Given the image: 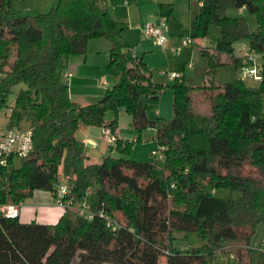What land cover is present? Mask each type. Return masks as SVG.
Instances as JSON below:
<instances>
[{
	"label": "trees",
	"instance_id": "trees-1",
	"mask_svg": "<svg viewBox=\"0 0 264 264\" xmlns=\"http://www.w3.org/2000/svg\"><path fill=\"white\" fill-rule=\"evenodd\" d=\"M11 1L0 0V110L12 89L24 85L6 125L31 128L33 149L0 169V202L24 203L35 190L56 197L57 186L65 184L63 201L87 199L93 217L69 207L54 224L0 214V264H160L162 257L164 264H213L219 251L228 264H264V250L251 245L264 221V0H198L191 33L195 40L209 37L211 27L220 30L209 37L213 52H202L209 74L229 63L240 73L256 66L260 79L211 78L196 85L179 76L169 85L172 117L152 119L147 109L165 85L152 80L122 41L123 26L107 0H53L50 11L28 15L12 11ZM228 8L255 15L256 26L249 28L244 16H228ZM158 10L167 20L173 16L170 3H158ZM92 38L111 42L107 71L115 83L96 102L83 104L69 96L65 72L70 57L83 54ZM237 41L251 56L245 63L233 54ZM120 108L138 134L155 129L162 159L129 158L140 135L121 140L115 117L105 118ZM80 124L109 128L116 137L109 147L119 155L92 161L76 137ZM218 188L239 195L221 198ZM104 216L117 223L115 230ZM191 232L201 245H174L175 234Z\"/></svg>",
	"mask_w": 264,
	"mask_h": 264
},
{
	"label": "crops",
	"instance_id": "crops-1",
	"mask_svg": "<svg viewBox=\"0 0 264 264\" xmlns=\"http://www.w3.org/2000/svg\"><path fill=\"white\" fill-rule=\"evenodd\" d=\"M109 1L115 7L113 8L115 9L114 14H111L113 18L120 20V17L123 15L126 17L128 16V19L136 18L135 23L132 24L126 32V42L130 45L133 54L140 57L144 61L147 68L151 72L153 81L161 83L167 87L174 81L169 77V73L177 72L179 73V76H181V78L186 82L190 84H194V82H196L192 78L191 72H189L188 70L193 69L194 64L192 60H195L194 57L196 55L199 56L201 61L205 62V58L201 56L203 55L202 52H213L209 37L202 39L198 38L200 41L196 39L193 40L192 44L184 46L182 44V41L187 37H183L184 32L181 22L177 20V23L172 24L170 20H168L166 45L164 47L159 46L153 38L143 37L140 33L139 27L146 22H158L160 17L158 2L161 1L135 0L134 8H131L132 10L130 9L129 11H127L126 8V6L129 5L128 1L107 0V5ZM240 12L244 11L240 10ZM241 46L239 47L240 50L246 48L244 42H241ZM72 61L73 60L70 57L68 62ZM72 63L74 65H71L74 66L75 69H73L68 63L65 75H69L66 76L69 84V96L71 97V99L77 102L83 104L94 103L101 98L104 88L111 87L115 83V78L113 76L111 82L105 79H103L101 82H99V80L92 81L90 79H87L86 77H80V71H77L78 63ZM205 64L207 65L206 62ZM206 70L207 69H205V72ZM165 73H167L168 75ZM103 82H105V84H103ZM161 107L162 99L160 105L156 103L155 105H151L147 109L148 116L151 119L160 116L162 111ZM8 112L9 109L7 111H4L3 113L0 112V116L2 118L1 120L4 123L7 122L9 115ZM116 116L118 118L115 129V135L117 136V138L121 140L135 141L139 134H137V131L131 125V116L123 108L118 109L116 114L113 117L109 118L113 119L114 117L116 118ZM145 132L152 133L150 140L142 139L139 142H135L130 151V154L128 155L129 158L136 161H151L153 159L152 151L157 146L155 138L156 132L154 128L144 129L143 133ZM76 137L78 140L84 143L85 154L92 161H101V159L106 155H119L118 153L105 154V150L103 149L104 146L102 144L104 141L102 127L80 124L76 131ZM86 143H89V145H86ZM28 200L31 201V203H28ZM85 202L89 203L87 199H85ZM64 211L65 208H63L56 202L55 197H53L50 192L35 190L33 192V196L23 203L20 220L24 223L35 220L39 223L54 224L60 219Z\"/></svg>",
	"mask_w": 264,
	"mask_h": 264
},
{
	"label": "rangeland",
	"instance_id": "rangeland-1",
	"mask_svg": "<svg viewBox=\"0 0 264 264\" xmlns=\"http://www.w3.org/2000/svg\"><path fill=\"white\" fill-rule=\"evenodd\" d=\"M159 1L161 2L158 3L169 2L172 5L173 16L170 17L169 19L170 22L173 24V23H177V20L180 21L184 32L183 37H191L192 22L196 12L198 11L199 1L198 0H159ZM52 5H53V0H12L10 4V9L19 15H28L37 12L46 13L50 11ZM134 6H135V0H131L129 2V5L126 6L127 11H129L131 8H134ZM108 8L110 10V13L113 15L115 10L113 8L115 7L110 3V1L108 2ZM226 14L228 16H244L249 28H254L256 26L255 15L251 13H248L246 11L240 12V10L235 8H228L226 10ZM135 19L136 18L128 19V16L126 17L124 15L120 17L121 25L123 26L122 41L126 42V36H125L126 32L128 28H130L131 25L135 23ZM167 25H168V20H167ZM219 35H220V30L217 27H211L209 37L215 38ZM111 45H112L111 42L105 38L89 39L86 44L85 52L83 54L74 55L71 57L73 60L72 62L78 63L77 71H80L79 76L86 77L87 79H90L92 81L99 80V82H101L103 79H105L111 82L112 75L109 74L107 71V65L109 63V58H110L109 53H110ZM240 46H241V41L234 42L233 44L234 55L240 54V52H242V49L241 50L239 49ZM201 56L205 58L206 60L205 62L207 63L206 57L203 55ZM194 58L195 60H192L194 67L193 69H190L188 71L191 72L192 78L196 81L194 82V84L196 85L203 84L204 82H207V80L211 78L214 79V81L216 82L224 83L227 81L234 80L238 77H242V74L236 69H234V67H231L229 63L225 65L215 66L212 69V72L209 74L207 70L205 72V69H207V65L205 64V62L201 61L198 55H196ZM222 59L225 62H230L232 60L230 56H226V55H223ZM72 62H68L69 65L71 64L74 65ZM72 65L71 67L75 69L74 66ZM21 87H24V85H17L12 89V92L8 97L6 106L1 108L0 110L1 113L9 109V106L14 102L16 92ZM161 92L162 93L160 94L159 99L157 101V104L160 105L162 99V107H161L162 111L160 117L171 118L173 113L172 88L170 86L167 87L165 86ZM141 100H144V98H141ZM114 115L115 114L112 111H108L105 114V118L111 120L112 118L110 119L109 117H113ZM115 119L117 124V119H118L117 116ZM143 132L144 130H142L139 133V135L141 136L140 140L142 139L150 140L152 133L150 132L143 133ZM102 144L104 146L103 149L105 150V154L117 153L114 148L113 149L110 148L109 145H107L104 141ZM201 184L204 185L206 188L210 187L207 180H202ZM215 193L217 196L221 198H229V197L235 198L236 196L239 195L238 192H230L228 189L225 188H218L217 190H215ZM28 203H31V201L28 200ZM72 210L77 212L75 209ZM116 216L118 219H123L121 213H117ZM175 235L177 239L175 240L174 245L178 248H184L188 246H199L203 243V240L194 232L187 234H175ZM251 245L256 249L264 250V221H261L257 225L254 233L252 234ZM72 264H76V260H74ZM160 264H164L163 257L160 260ZM213 264H228V260L225 253L219 251L216 254V258Z\"/></svg>",
	"mask_w": 264,
	"mask_h": 264
},
{
	"label": "built area",
	"instance_id": "built-area-1",
	"mask_svg": "<svg viewBox=\"0 0 264 264\" xmlns=\"http://www.w3.org/2000/svg\"><path fill=\"white\" fill-rule=\"evenodd\" d=\"M140 33L143 37L153 38L159 46L164 47L167 42V18L160 16L158 22H146L139 27ZM193 39L191 37L184 38L182 44L190 45ZM240 56L243 58V63L250 59V54L246 49H242ZM242 77L259 80V70L256 66L243 67L241 70ZM66 76H69L66 74ZM169 77L175 79L179 77V73L170 72ZM105 84V82H103ZM103 140L109 145L113 146L116 142L115 135L109 128L103 129ZM33 149V133L31 128L8 127L0 118V169L9 165L11 159H21L26 157ZM162 147L158 145L152 151V155L158 159L163 158ZM69 189L65 184L57 186L56 202L63 208L69 207L75 209L77 213L86 218L91 219L93 213L85 201L75 205L72 199L63 201V197L68 195ZM23 203H1L0 214L6 218H18L21 214ZM108 227L112 230L116 229L117 223L108 216H104Z\"/></svg>",
	"mask_w": 264,
	"mask_h": 264
},
{
	"label": "water",
	"instance_id": "water-1",
	"mask_svg": "<svg viewBox=\"0 0 264 264\" xmlns=\"http://www.w3.org/2000/svg\"><path fill=\"white\" fill-rule=\"evenodd\" d=\"M86 145H89V143H88V144H86Z\"/></svg>",
	"mask_w": 264,
	"mask_h": 264
}]
</instances>
